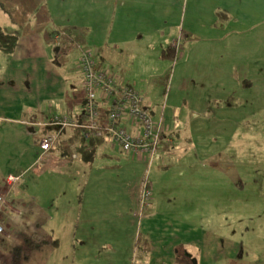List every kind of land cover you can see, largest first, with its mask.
<instances>
[{
    "label": "rangeland",
    "instance_id": "1",
    "mask_svg": "<svg viewBox=\"0 0 264 264\" xmlns=\"http://www.w3.org/2000/svg\"><path fill=\"white\" fill-rule=\"evenodd\" d=\"M150 4L155 7L153 15ZM236 5L232 13L238 19L239 32L228 37L233 41L228 51L233 55L235 38L238 37L240 51L244 47L257 60L256 55L264 51V43L258 44L251 38L264 40V0H252L247 6L245 0L236 1ZM216 8L214 0H0V25L9 28L8 31L20 33L13 52L0 50V86L4 85L3 91L8 87L11 90L12 80L17 83L14 92L17 112L22 102L27 101L21 111L42 109L46 117L57 114H51L52 111L66 113L65 108H58V101L75 96L76 101L85 106L86 92L81 87L83 75L79 67L80 47L93 52L102 67L109 68L113 75L120 72L126 83L135 86L152 116L164 118L165 130H177L182 135L183 139L176 135V143H169L175 151L170 162L166 154L160 153L150 164L142 163L141 180L147 177L154 185L156 179H166L172 188L160 189L164 197L172 191V197L182 201L190 197L194 205L201 197V216L192 220L205 226L208 233L217 232L231 246L225 247L223 257L218 253L217 259L208 253L202 263L264 264V110L261 111L264 82L260 84L263 78L253 75L254 91H233L234 86L229 84L228 88L234 94L231 97L234 106L228 108L225 106L227 102L223 101L217 107L214 101L215 110L220 114L214 121L213 109L194 104L195 89L209 94L201 88L200 82L192 80L182 57L186 30L194 33L192 38L197 35L203 38L198 49L193 50L209 52L214 46H221L210 38L216 33L211 28ZM225 15L226 12H219L218 20ZM250 17L263 20L251 24ZM129 30L132 31L130 36L135 38L124 41L123 34ZM56 34L64 35L61 45L54 41ZM174 41L178 46L176 55L167 52ZM57 47H60L59 51ZM11 65L17 77L10 78V81L3 77ZM23 74L25 80H18ZM244 78L240 75V79ZM190 80L198 87L195 88ZM209 81L215 80L206 74L202 84ZM59 86L62 88L57 93L55 88ZM228 93L227 90L218 92L217 97L225 99ZM246 95L250 96L249 105L244 102ZM212 98L209 96L210 100ZM24 117L44 119L43 114L38 117L37 113ZM16 131V163H20V153L31 140V133L28 129ZM34 131L33 136L40 133V128L34 127ZM162 142L160 140L158 150ZM120 152L117 146L115 154L122 156ZM51 157L62 159V165H56L53 170L34 172L47 183L45 187L35 189V196L48 213L42 228L51 232L53 245L54 239L60 241L64 233L70 239L74 228L72 211L66 219L61 213L70 209L68 198L72 199V187L67 194L59 185L68 181L69 184L79 182L85 178L86 168L81 169L79 176L73 177L65 166V160L71 163L70 159L59 152ZM106 163L109 176L113 174L112 177L122 181H128L129 176L136 174L126 166L115 165L113 160ZM4 164L0 159V166ZM73 198L78 200V196ZM10 246L7 245L2 252L0 264H77L72 257V245L66 240L56 251L52 247L53 255L47 248H34L32 244ZM88 246L84 249L85 258L81 264H90L96 255L88 250ZM105 255L101 254L102 257Z\"/></svg>",
    "mask_w": 264,
    "mask_h": 264
},
{
    "label": "crops",
    "instance_id": "2",
    "mask_svg": "<svg viewBox=\"0 0 264 264\" xmlns=\"http://www.w3.org/2000/svg\"><path fill=\"white\" fill-rule=\"evenodd\" d=\"M214 1L217 4V8L214 10L217 16L215 15L211 28L216 33L210 38L216 40L221 46H214L209 52L193 50L198 49V44L203 38L198 35L192 38L194 33L186 30L185 37H187V40L184 38L185 44L182 57L186 69L191 73L192 80L200 82L201 88L209 94H204L202 91L195 89L197 97H195L194 104H200L202 107H207L208 110L213 109L212 114L215 121L220 116V114H217L219 112L215 110V104L220 107L221 103L226 101V107L232 108L234 106L231 102V97L234 94L232 89L228 88L229 84L234 86L233 91L239 89L254 91L256 90L254 74H258L263 78L260 84L264 82V63H262V60L264 61V51L260 52L258 56L256 55V60L254 55H251L252 53L244 47L240 51V40L236 37L233 56L228 51L233 41L228 37L231 34L238 33L239 29L236 26L238 19L237 17L234 18L232 10L237 7L236 1L241 2L242 0ZM251 1L245 0L246 6ZM149 10L153 15L155 13L154 5L150 4ZM221 11L226 12V15L218 20V13ZM256 20H263V18L250 17L251 24ZM135 22L138 21H131V23ZM127 23L129 24L130 21H127ZM16 33L20 34L19 31ZM131 34L132 31L130 30L124 33L123 38L125 39L123 40L130 41L135 38L130 36ZM251 39L253 41L257 40L258 44L264 43L261 38L252 37ZM30 40L32 41V39ZM174 44H176L175 41L170 47ZM58 48L60 49V47ZM176 48L178 49V46ZM102 59L106 60L105 58ZM233 59L235 61L234 66ZM97 65L101 67L103 64L101 65L97 61ZM224 65L228 68H225ZM206 74L213 76L215 80L214 82L209 81V86L207 83L202 84V79ZM115 75L114 77L119 82L133 85L126 83L120 72H116ZM240 75L245 78L240 79ZM12 77L16 79L17 76L14 67L11 65L7 69V75L3 78L10 80ZM25 78L26 75L23 74L18 80H25ZM12 83L13 88L11 90L8 87L3 91L4 85L0 86V159L5 163L4 166H0V171L3 172L0 173L2 174L0 175V192L5 194L7 198L6 204L0 210V222L5 227V232L0 233V259L3 256L2 252L7 249V245H11L9 248H14L15 246L23 247L32 244L34 248H47L48 252L53 255L54 252H51L52 247H55L56 251L64 240L71 243L72 257L77 264H81V261L84 260V249L87 245H89L88 250L96 252V255L90 260V264H203L202 261L206 259L208 253L214 256V259L218 258V253L221 254L220 257L224 256L225 247H231L228 240L221 239L217 232L208 233L205 226L192 220H196L201 216V197H198V201L195 200V205L190 202V197L186 201L172 197V191H170L169 196L165 195L164 197L163 191L160 189L163 187L170 189L172 187L166 183V179H156L153 185L152 205L142 209L143 211L140 210L138 200L143 184V180H141L143 175L142 163L146 164L148 159L139 155L125 154L119 147L123 154L120 152L122 156L116 155L117 146L110 138L101 140L98 143L95 158L90 155L87 156V159L82 155L74 156V150L80 138L79 131L73 127L60 129L57 126H39L35 124L34 127L40 128V131H38L40 133L33 136L32 133L36 131H34L31 124L43 123L49 119V115L46 117L47 115L45 116L42 109L37 111L29 108L21 111L27 101L22 102L17 112L14 95L17 83L14 80H12ZM190 83L195 88L198 87V84L191 80ZM82 85L83 79L81 82L83 89ZM56 88V92L60 93L62 87ZM226 90L229 93L225 99L217 97L218 92L224 93ZM209 96H213V98L210 100ZM254 96L257 97L256 94ZM249 97L246 95L244 100L248 105L250 102ZM35 104L39 103L35 102ZM68 104L71 105L68 106ZM256 104L259 105L260 103L257 102ZM58 105V108L68 110V112L64 110L63 112L69 113L80 120L84 119L81 118L84 113V105H82V102L79 104L75 96L69 100L58 101ZM65 105L68 107H65ZM262 106L261 111L264 110V104ZM35 113L38 117L43 114L44 119L31 120L24 117L25 114L34 115ZM53 113H62V111H52L51 114ZM154 113L157 114L156 111ZM19 129L25 131L28 129L31 133V140L20 153L22 161L16 163V130ZM56 133L58 134L56 146L49 152H43L40 147V139L47 134ZM166 133L168 136L162 139L163 142L153 159L162 153L166 154V158L170 162L171 158L175 156V151H172L173 146L169 143H176V135L180 136L181 139L183 138L177 130H166ZM55 152L61 153L62 156H66L72 161L67 163L65 160V166L73 177L79 176L83 168H86L84 170L86 173L84 174L85 178L79 182H76V180L75 183L69 184L70 181H68L59 185L65 189L67 194H69V188L72 187L70 193L72 199L68 198L70 209L61 213L62 217L66 219L72 211L74 228L70 239L66 238V233H64L60 241L54 239L52 245L51 232L42 228V223L48 219V213L39 205L35 196V189L45 187L47 183L42 182L39 179L40 174L34 171L53 170L56 165H62V159L51 157ZM109 160H113L117 166H126L128 169L134 170L136 174L129 176L128 181L112 177V173V176H109V166L106 163ZM97 162L98 164L95 165ZM22 172H24V176L16 183V186L9 188L6 183L7 176ZM62 192L63 190H61ZM74 196H78L77 201L73 198ZM8 206L14 209L15 212H10ZM139 213H141V218L138 215ZM49 247L51 248L49 249ZM108 252L111 255H105ZM102 253L105 256L102 257ZM225 254L229 256L228 253Z\"/></svg>",
    "mask_w": 264,
    "mask_h": 264
},
{
    "label": "built area",
    "instance_id": "3",
    "mask_svg": "<svg viewBox=\"0 0 264 264\" xmlns=\"http://www.w3.org/2000/svg\"><path fill=\"white\" fill-rule=\"evenodd\" d=\"M63 34H57L54 41L61 45ZM177 46V43L174 44ZM79 67L83 75L85 94V119L78 121L69 115L53 114L48 121L32 123L39 126H58L60 129L76 127L84 138L106 137L121 146L122 150L145 157L151 163L157 154L158 144L167 138L165 122L152 116L142 94L130 84L119 82L109 68L99 67L93 52L80 47ZM58 134H47L40 139L43 152H49L56 144ZM77 156V153H74ZM24 176L9 174L6 183L9 188ZM152 183L146 177L138 200V208L151 204ZM6 195L0 192V210L6 204ZM9 207V206H8ZM10 212L15 210L9 207ZM139 217L141 213L138 214ZM5 228L0 222V233Z\"/></svg>",
    "mask_w": 264,
    "mask_h": 264
},
{
    "label": "trees",
    "instance_id": "4",
    "mask_svg": "<svg viewBox=\"0 0 264 264\" xmlns=\"http://www.w3.org/2000/svg\"><path fill=\"white\" fill-rule=\"evenodd\" d=\"M57 35V34H56ZM55 37V35H54ZM53 37V38H54ZM18 41H19V35L16 33V32H9L7 31L5 28H3L1 25H0V50L2 51H5L7 53H11L15 50V48L17 47L18 45ZM177 48L176 46H171L167 49V52L171 51V54L172 55H176L177 54ZM57 114H64V115H69L71 117H73L74 119L78 120V121H82L85 119V113L82 114L81 118H84L82 120L72 116L71 114L69 113H57ZM50 118V117H49ZM164 119V118H163ZM49 120V119H48ZM46 120V121H48ZM26 122V121H25ZM45 122V121H44ZM28 123H32V122H28ZM32 125V124H31ZM54 127V126H52ZM58 127V126H57ZM67 128V127H66ZM75 129H77L79 131V143L76 145L75 147V152L77 153V156L79 155H82L84 158H88L87 156L90 155L92 158H95V152H96V147L98 146V143L101 141V140H105L106 137H97V138H90V139H86L82 136L81 134V129L79 128H76V127H73ZM65 129V128H64ZM168 136V134H166ZM58 141V139H57ZM113 141V140H112ZM114 142V141H113ZM115 143V142H114ZM57 144V142H56ZM55 144V146H56ZM116 146H118L121 150V146L118 145L117 143H115ZM59 146H60V143H59ZM123 151V150H122ZM124 152V151H123ZM125 153V152H124ZM127 154V153H125ZM133 154V153H131ZM136 155V154H135ZM91 158V159H92ZM148 164H150L149 160L147 161ZM145 180V179H144ZM143 180V182H144ZM152 183V182H151ZM143 185V184H142ZM152 192H153V184H152ZM152 200H153V194H152ZM152 200H151V204L146 206V207H149L152 205ZM145 207V208H146ZM143 211V210H142ZM141 218V216H140Z\"/></svg>",
    "mask_w": 264,
    "mask_h": 264
},
{
    "label": "water",
    "instance_id": "5",
    "mask_svg": "<svg viewBox=\"0 0 264 264\" xmlns=\"http://www.w3.org/2000/svg\"><path fill=\"white\" fill-rule=\"evenodd\" d=\"M57 51H59V48L57 47Z\"/></svg>",
    "mask_w": 264,
    "mask_h": 264
}]
</instances>
